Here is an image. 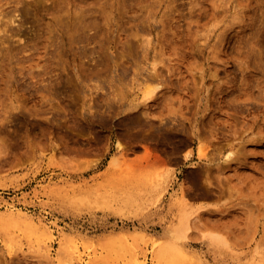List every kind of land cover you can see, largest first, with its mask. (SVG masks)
I'll return each instance as SVG.
<instances>
[{
    "label": "rangeland",
    "instance_id": "obj_1",
    "mask_svg": "<svg viewBox=\"0 0 264 264\" xmlns=\"http://www.w3.org/2000/svg\"><path fill=\"white\" fill-rule=\"evenodd\" d=\"M156 174L167 189L140 215L125 194ZM100 188L118 197L70 201ZM11 201L52 224L51 254L16 232L0 264H58L85 239L97 252L70 264H125L98 245L122 230L151 262L180 202L188 264H264V0H0V214Z\"/></svg>",
    "mask_w": 264,
    "mask_h": 264
},
{
    "label": "bare ground",
    "instance_id": "obj_2",
    "mask_svg": "<svg viewBox=\"0 0 264 264\" xmlns=\"http://www.w3.org/2000/svg\"><path fill=\"white\" fill-rule=\"evenodd\" d=\"M160 87L161 85L157 84L153 87L147 88L143 93L142 100L144 99L145 101H150V99H152L153 95L157 90L160 89ZM233 156H234V151L232 150L225 154V158L227 160L231 159ZM109 164L112 167L115 166L117 164V158L115 156L112 157ZM161 175L156 174L155 176H151L145 182L142 181L138 182L134 186V188H132V190H130L129 192L127 191L128 193H126L124 197L126 201L125 205L133 206L137 211L136 213L143 214L144 212H146L145 211L147 207L146 202H150L152 204L158 202L167 189L166 188L167 179H163ZM113 189L114 187L112 188V190ZM44 194L49 196H56V190H48L45 191ZM147 194H149V196ZM33 196L35 198H39V195L37 193H35ZM117 197L118 196L115 195V193L112 194L111 191L108 190L107 188L106 189L100 188V189H96L91 193L84 191L78 192L70 198V201L72 200L71 202L74 203V205L78 206L83 203H87V204L103 203L106 199H111L112 201ZM15 204L16 202L12 203V201L10 203L4 204L6 210L2 211V213L0 214V241L2 242V246L4 247V249L9 253H12L18 249H22L23 244H21V237H19L21 234L24 237L23 239L26 240L27 244L25 245L27 246L28 250L34 252H44L46 255L50 256L51 254L50 244H46L44 240L45 241L49 240V242L52 241V237L54 236V233L52 231V228L54 227L52 226V224L47 223L45 219L41 217V215L38 214L37 216L28 215L23 211L13 210ZM171 208L172 206H170V209ZM117 211L120 212L119 210ZM191 213H192V208H190L187 204L180 202L177 206L176 211L173 213L172 217L164 224L162 238L159 239L157 236H152L151 238L149 237L151 240V247L149 249V252L151 253V262L147 260V253H146L147 248L145 249V251H140L141 250L140 245L137 243V241L136 242L134 241V243L136 244H132V243L128 244L129 242L127 241L128 239L127 236L133 234L136 230H130V231L122 230L120 232L121 234L118 235H114L113 233H108L107 236H105L103 242L101 244H98L100 245V249H101L99 252L100 255H102L103 253L107 254V256H104L101 259L109 263L108 259L109 257H111L112 254H117L118 256V254L125 252L128 254L127 263L125 264H188L187 258L191 255L189 251L190 248H188L189 247L188 244H190L189 217ZM16 232H20V234L18 233L16 234ZM136 238L137 239L141 238L144 242L147 240L144 233L140 234V238H138L137 236ZM120 239L124 240V241L122 240L123 241L122 244H118L120 242ZM66 240L68 239H65V241ZM86 240L87 239H85V241ZM202 240L205 243V245L208 247V249L213 252H220L222 248H225L224 247L225 241L218 234L211 232H202ZM85 241H84L85 244H75L74 242L71 241L69 242L66 241L63 244H60V249L56 253V258H57L56 261H58V264L60 263L70 264L77 258L82 261L83 254H86L87 251H90L89 248H92L93 252L96 250V248L92 246L94 242L90 244L89 240L86 242ZM88 254L89 252L87 253V255ZM119 256L117 258H121ZM96 259L97 258H95L94 260ZM253 259L246 262V264H258L259 261ZM262 260H264V258L261 259V261Z\"/></svg>",
    "mask_w": 264,
    "mask_h": 264
}]
</instances>
